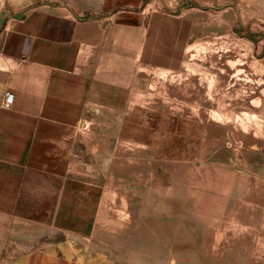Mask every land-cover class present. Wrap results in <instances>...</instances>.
Listing matches in <instances>:
<instances>
[{"label": "rangeland", "instance_id": "rangeland-1", "mask_svg": "<svg viewBox=\"0 0 264 264\" xmlns=\"http://www.w3.org/2000/svg\"><path fill=\"white\" fill-rule=\"evenodd\" d=\"M39 7L135 26L139 54L121 107L81 123L93 223L9 222L0 264L47 247L80 264H264V0H0V32Z\"/></svg>", "mask_w": 264, "mask_h": 264}, {"label": "crops", "instance_id": "crops-1", "mask_svg": "<svg viewBox=\"0 0 264 264\" xmlns=\"http://www.w3.org/2000/svg\"><path fill=\"white\" fill-rule=\"evenodd\" d=\"M137 32L122 22L108 28L48 7L5 24L0 32V233L12 221L49 228L52 234L93 223L98 173L82 157L80 127L91 109L121 107L117 100L127 93L139 54ZM6 90L15 94L11 109L2 106ZM10 260L80 264L74 257L55 256L49 247Z\"/></svg>", "mask_w": 264, "mask_h": 264}, {"label": "built area", "instance_id": "built-area-1", "mask_svg": "<svg viewBox=\"0 0 264 264\" xmlns=\"http://www.w3.org/2000/svg\"><path fill=\"white\" fill-rule=\"evenodd\" d=\"M15 100V94L11 90H6L3 95L2 106L7 109H11L13 107V103Z\"/></svg>", "mask_w": 264, "mask_h": 264}]
</instances>
